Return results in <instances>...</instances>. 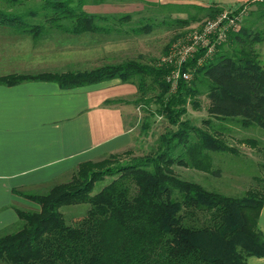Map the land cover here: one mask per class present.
Returning <instances> with one entry per match:
<instances>
[{
  "label": "trees",
  "instance_id": "trees-1",
  "mask_svg": "<svg viewBox=\"0 0 264 264\" xmlns=\"http://www.w3.org/2000/svg\"><path fill=\"white\" fill-rule=\"evenodd\" d=\"M103 2L0 0V25L19 26L33 40L54 31L109 38L147 35L154 28L153 23L135 22L130 13L91 14L85 9ZM252 6L249 17L211 58L199 64L201 52L185 64L182 73L190 72L191 80L181 77L175 89L170 79L175 68L162 60L187 34L176 35L158 60L125 58L86 71L0 78V85L48 81L64 90L119 79L137 88L133 100L119 102L147 114L141 135L148 137L156 117L168 124L149 155L123 163L111 155L101 163L81 164L70 181L46 193L16 192L34 207L16 209L20 228L0 236V264H246L251 257H264L259 227L264 177L254 176L242 195L232 196L184 180L175 172L181 167L218 176V154L240 155L228 142L234 128L264 130V66L258 51L264 43V0L238 9ZM191 7L198 15L162 24L187 27L199 22V15L210 20L224 11ZM201 97L209 101L208 116L196 125L186 117L189 105L201 111ZM238 144L264 158L261 140L241 138ZM260 166L264 168V163ZM105 177L113 179L95 193L96 184ZM83 204L89 205L86 215L68 224L61 209Z\"/></svg>",
  "mask_w": 264,
  "mask_h": 264
},
{
  "label": "crops",
  "instance_id": "crops-1",
  "mask_svg": "<svg viewBox=\"0 0 264 264\" xmlns=\"http://www.w3.org/2000/svg\"><path fill=\"white\" fill-rule=\"evenodd\" d=\"M178 2L236 9L254 0H104L85 9L120 14L143 10L148 3ZM19 28L0 25V78L86 71L121 60L108 37L54 31L33 40ZM136 95L135 85L119 79L68 90L48 81L0 85V231L18 223L17 208L34 207L16 192L48 187L71 176L80 164L136 143L132 120L139 108L119 102ZM259 227L264 235V206ZM246 264H264V257H251Z\"/></svg>",
  "mask_w": 264,
  "mask_h": 264
},
{
  "label": "rangeland",
  "instance_id": "rangeland-1",
  "mask_svg": "<svg viewBox=\"0 0 264 264\" xmlns=\"http://www.w3.org/2000/svg\"><path fill=\"white\" fill-rule=\"evenodd\" d=\"M38 3V2H36ZM31 6V3L28 4ZM22 7L19 11H23ZM254 7L238 9L237 12L243 13L242 18L245 20L249 17L250 11ZM130 14L134 15V21H143V24L153 23L154 28L147 35L141 36H112L109 37L110 41L116 45L113 47L112 52H120L122 55L120 59H141L142 61L158 60L165 53V48L171 42V40L178 35L180 38L184 34H189L195 29L200 28L207 19L203 15H199L200 21L192 23L187 27H179L177 25H163V22L170 23L176 19H189L192 16L198 15V11L192 8L187 3H171L167 5H155L153 3H148L143 10L134 11ZM264 27V24H263ZM126 26L124 29H128ZM129 31V30H128ZM186 35V36H187ZM87 36V35H85ZM84 37V36H83ZM177 37V38H178ZM172 43V42H171ZM171 45V44H170ZM169 45V46H170ZM258 51L260 53V58L264 66V43L258 45ZM85 67V66H83ZM65 72H44V73H55L61 74ZM42 74V73H40ZM130 101V100H129ZM202 109L201 111H195L191 105H189V112L186 118L191 119L196 125H201V121L207 118V108L209 101L206 97L200 98ZM155 106H152V109ZM136 109V107H135ZM139 111L136 110V115L133 117L132 125L135 128V138L136 143H133L130 148L113 153L104 157H99L95 160L87 161L88 163H101L105 159H108L111 155H117L118 161L123 163L127 162L133 157H142L153 153L157 147V138L168 128V124L161 117H156L153 119L151 131L147 138L141 135V127L143 124V119L147 116L141 108ZM241 138H253L264 142V130L257 127H250L247 129H242L240 127H235L231 138L228 139L229 144L236 146L239 149V156L233 157L226 154H218L219 157L216 160V166L221 168L220 175L209 176L199 171L185 169L181 167H175V172L182 179L187 181H193L202 184L209 190H215L222 192L227 195L239 196L244 193L252 184V178L256 175L264 177V168H261V162L264 163V158L249 146L238 144V140ZM143 140L141 141L139 140ZM145 140V141H144ZM128 151H133L131 154H125ZM84 162V163H87ZM221 163V164H220ZM83 164V163H82ZM81 165V164H80ZM116 165L115 163L110 164L111 167ZM106 167V166H105ZM105 167L100 168L104 170ZM79 168V167H78ZM78 170V169H77ZM75 170L71 176L67 178H62L56 183L49 185L48 187L38 188L36 192L46 193L51 187L67 183L72 179L73 174L76 173ZM113 178L105 177L104 181L96 184L95 193L99 192L105 185L110 183ZM89 209V205H77L69 206L61 209L64 214L65 219L68 224H75L79 219L86 215ZM20 228V223L14 224L7 229L0 231V236L16 232Z\"/></svg>",
  "mask_w": 264,
  "mask_h": 264
},
{
  "label": "built area",
  "instance_id": "built-area-1",
  "mask_svg": "<svg viewBox=\"0 0 264 264\" xmlns=\"http://www.w3.org/2000/svg\"><path fill=\"white\" fill-rule=\"evenodd\" d=\"M254 1L262 2L263 0ZM237 10L238 8L224 9L214 19L206 20L200 28L193 30L185 39L176 43L170 54L163 58L164 63L173 65L175 68L170 78L173 81V89L176 88V82L181 77L185 81L191 80L192 75L190 72L182 73V68L190 59L201 52L204 55L199 59V64L205 59L211 58L217 48L226 42L228 34L239 29L240 22L243 19L242 15L245 12L239 13Z\"/></svg>",
  "mask_w": 264,
  "mask_h": 264
}]
</instances>
